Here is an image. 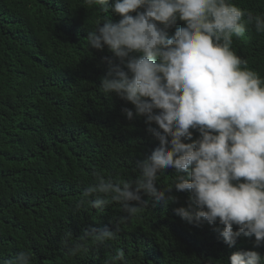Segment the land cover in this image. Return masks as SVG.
<instances>
[{
    "label": "trees",
    "instance_id": "trees-1",
    "mask_svg": "<svg viewBox=\"0 0 264 264\" xmlns=\"http://www.w3.org/2000/svg\"><path fill=\"white\" fill-rule=\"evenodd\" d=\"M233 3L264 16V0ZM100 15L83 0H0V264L20 251L33 254L32 264H106L118 249L127 264H229L236 251L264 255L254 236L229 247L218 222L196 227L182 220L175 209L186 206L188 193L175 189L177 202L167 206L144 196L148 205L120 225L115 241L67 254L66 230L75 237L89 225L111 229L109 220L124 215L115 202L103 213L91 206L75 211L94 173L136 178L137 161L159 143L144 117L126 119L121 109L133 108L130 102L99 88L108 67L102 57L112 53L87 45V36ZM106 15L120 19L111 9ZM232 49L264 79V33L249 26ZM174 173L166 169L158 183L168 184Z\"/></svg>",
    "mask_w": 264,
    "mask_h": 264
},
{
    "label": "clouds",
    "instance_id": "clouds-1",
    "mask_svg": "<svg viewBox=\"0 0 264 264\" xmlns=\"http://www.w3.org/2000/svg\"><path fill=\"white\" fill-rule=\"evenodd\" d=\"M98 7L100 17L88 31L87 45L105 47L108 67L100 78L105 96L130 102L126 119L144 117L146 131L159 141L137 161L139 176L114 180L95 172L74 209L91 206L101 213L118 203L124 215L109 220L111 229L83 228L78 236L63 233L69 256L88 254L115 241L120 225L149 203L177 202L175 212L196 227L218 222L219 235L233 247L241 236L264 243V79L233 49V38L249 29L264 33V16L233 0H83ZM111 9L120 19L112 22ZM131 13H135L132 15ZM183 26L175 27L177 21ZM102 22V23H101ZM174 29L171 38L169 31ZM115 58L118 63H113ZM196 130L199 136L193 139ZM173 168L170 182L158 181ZM167 193V194H166ZM233 225L238 226L233 230ZM33 254L20 251L3 264H32ZM229 264H264L255 250L233 252ZM106 264H127L118 249Z\"/></svg>",
    "mask_w": 264,
    "mask_h": 264
}]
</instances>
